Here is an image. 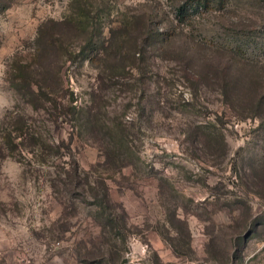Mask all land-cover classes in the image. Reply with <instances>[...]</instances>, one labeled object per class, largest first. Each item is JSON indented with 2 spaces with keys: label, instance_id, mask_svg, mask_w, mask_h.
<instances>
[{
  "label": "rangeland",
  "instance_id": "rangeland-1",
  "mask_svg": "<svg viewBox=\"0 0 264 264\" xmlns=\"http://www.w3.org/2000/svg\"><path fill=\"white\" fill-rule=\"evenodd\" d=\"M199 1L0 0V264H264V3Z\"/></svg>",
  "mask_w": 264,
  "mask_h": 264
},
{
  "label": "trees",
  "instance_id": "trees-1",
  "mask_svg": "<svg viewBox=\"0 0 264 264\" xmlns=\"http://www.w3.org/2000/svg\"><path fill=\"white\" fill-rule=\"evenodd\" d=\"M211 0H200L199 4L203 3L204 7H207ZM262 3H264V0H261ZM185 7H179L176 11V14L178 17H181L185 15L186 13ZM134 18V17H133ZM134 20L130 21V23H134ZM152 25H148V28H150ZM150 29L146 31L147 33V39H151L150 37ZM78 168L76 169L77 172ZM80 177V176H79ZM84 185H88L90 187V190L92 191V195L95 199V207L99 209L100 215L106 220L105 223H103L104 226L110 227L111 230H115L118 228V221L121 219L123 220L122 216L119 214V212L114 209L111 206V200L109 196V187L107 184L106 179L103 177L97 178L93 184H91L89 181L82 184L83 188Z\"/></svg>",
  "mask_w": 264,
  "mask_h": 264
}]
</instances>
